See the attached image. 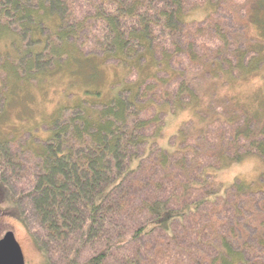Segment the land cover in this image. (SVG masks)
<instances>
[{
  "label": "trees",
  "instance_id": "obj_1",
  "mask_svg": "<svg viewBox=\"0 0 264 264\" xmlns=\"http://www.w3.org/2000/svg\"><path fill=\"white\" fill-rule=\"evenodd\" d=\"M243 3L0 0V214L45 264H264V98L243 111L224 96L211 113L199 99L202 82L217 95L264 67L232 29ZM109 64L125 77L102 103ZM58 79L70 104L12 122L19 88ZM247 155L263 162L259 183L218 182Z\"/></svg>",
  "mask_w": 264,
  "mask_h": 264
},
{
  "label": "rangeland",
  "instance_id": "obj_2",
  "mask_svg": "<svg viewBox=\"0 0 264 264\" xmlns=\"http://www.w3.org/2000/svg\"><path fill=\"white\" fill-rule=\"evenodd\" d=\"M243 2L242 8L245 16L238 18V22L232 24V29L234 33L236 32V37L245 41L240 51L245 49L247 51L250 48L253 51H258L260 49L263 53L262 55H264V43L260 42L256 36L260 32L258 29L259 27H255L252 22V15L258 10L257 4H260L261 0H243ZM260 11L261 10H259V12ZM247 20L250 22L248 25ZM254 37H256V39H254ZM248 54L252 53L249 52ZM107 66L104 74L101 76L103 83L100 88L103 92L99 101L102 103L110 99L113 92L111 85L120 83L123 80V76L125 77V70L122 71V69L114 64H109ZM133 79L134 77H131L128 82H133ZM125 81H127V79H125ZM65 86L66 81L58 79L52 82L44 81L28 84V87L24 86L19 88L18 91H20V95L26 96L21 103L16 104L13 109L10 110L12 122L16 121L17 125H22L24 123L26 126L29 120L30 123L35 124L36 121L48 118L56 107L61 104L64 106L70 104V99H67L64 92H62ZM230 87H222L217 91V95H214L213 92L210 91V84L202 82L199 87L200 110L208 113L225 110L226 104L223 103L224 96L233 97L236 101L239 100L238 102L241 103L239 108L242 107L243 111H245L246 107L249 105L261 103L264 98L262 96V89L264 87V67L258 68L256 73H251L248 79H242L240 83H237V85L232 88ZM115 88L118 89L119 86ZM74 91H77V87L74 88ZM190 114H180L178 116L170 115L166 118V126L162 139L158 142L159 146H165L166 143L170 146L172 138L176 135L183 123L190 119ZM196 119L197 118L194 119V127L197 126L198 119ZM184 129H186V127H184ZM186 131L193 132V129H186ZM262 170V160L255 155H247L244 156L239 163L229 168L227 167L220 172L217 179L224 187L231 186V184L237 180L256 185L260 182L259 177ZM8 231L14 233L16 240L20 244L25 264H45L42 255L36 249L32 238L29 236L24 226L16 219L0 214V239Z\"/></svg>",
  "mask_w": 264,
  "mask_h": 264
},
{
  "label": "water",
  "instance_id": "obj_3",
  "mask_svg": "<svg viewBox=\"0 0 264 264\" xmlns=\"http://www.w3.org/2000/svg\"><path fill=\"white\" fill-rule=\"evenodd\" d=\"M0 264H25L22 248L11 231L0 239Z\"/></svg>",
  "mask_w": 264,
  "mask_h": 264
}]
</instances>
